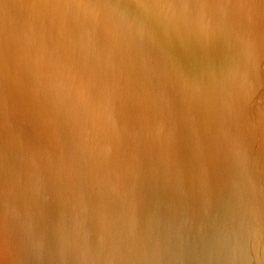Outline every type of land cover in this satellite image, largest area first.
<instances>
[{
	"label": "bare ground",
	"instance_id": "bare-ground-1",
	"mask_svg": "<svg viewBox=\"0 0 264 264\" xmlns=\"http://www.w3.org/2000/svg\"><path fill=\"white\" fill-rule=\"evenodd\" d=\"M0 151V264H264V0H0Z\"/></svg>",
	"mask_w": 264,
	"mask_h": 264
},
{
	"label": "rangeland",
	"instance_id": "rangeland-1",
	"mask_svg": "<svg viewBox=\"0 0 264 264\" xmlns=\"http://www.w3.org/2000/svg\"><path fill=\"white\" fill-rule=\"evenodd\" d=\"M10 148H7V150H9ZM3 153H1V151H0V157H3L4 156V154L2 155ZM2 155V156H1Z\"/></svg>",
	"mask_w": 264,
	"mask_h": 264
}]
</instances>
